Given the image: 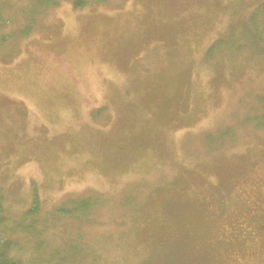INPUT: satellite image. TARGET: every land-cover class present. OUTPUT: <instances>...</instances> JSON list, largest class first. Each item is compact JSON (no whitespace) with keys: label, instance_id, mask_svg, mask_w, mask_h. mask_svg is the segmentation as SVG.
Returning <instances> with one entry per match:
<instances>
[{"label":"rangeland","instance_id":"374dc122","mask_svg":"<svg viewBox=\"0 0 264 264\" xmlns=\"http://www.w3.org/2000/svg\"><path fill=\"white\" fill-rule=\"evenodd\" d=\"M33 1L0 0V239L264 264V0Z\"/></svg>","mask_w":264,"mask_h":264},{"label":"trees","instance_id":"16d2710c","mask_svg":"<svg viewBox=\"0 0 264 264\" xmlns=\"http://www.w3.org/2000/svg\"><path fill=\"white\" fill-rule=\"evenodd\" d=\"M72 5L75 8H81L87 6L90 3H100L103 0H71ZM59 2V0H34L31 8H34L35 11L41 8L43 5H55ZM3 9L0 6V30L10 22V18L5 16ZM36 13V12H35ZM24 17V16H23ZM5 41V36L0 35V46H2ZM37 209L35 208V204L30 207V209L25 214L26 217H30L32 213H34ZM63 209H58L57 213H63ZM27 231H30L31 228L34 230V225H27ZM31 234V233H30ZM39 249V245L33 247V251L36 252ZM12 252V253H11ZM20 253L17 251V242L10 241L8 239H0V264H29V261H33L35 264V260L39 257L31 256L28 259H22L20 257Z\"/></svg>","mask_w":264,"mask_h":264},{"label":"flooded vegetation","instance_id":"af4514ba","mask_svg":"<svg viewBox=\"0 0 264 264\" xmlns=\"http://www.w3.org/2000/svg\"><path fill=\"white\" fill-rule=\"evenodd\" d=\"M253 230V229H252ZM253 234V232L251 231V235Z\"/></svg>","mask_w":264,"mask_h":264},{"label":"bare ground","instance_id":"6f19581e","mask_svg":"<svg viewBox=\"0 0 264 264\" xmlns=\"http://www.w3.org/2000/svg\"><path fill=\"white\" fill-rule=\"evenodd\" d=\"M75 8V7H74Z\"/></svg>","mask_w":264,"mask_h":264}]
</instances>
